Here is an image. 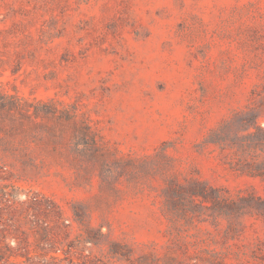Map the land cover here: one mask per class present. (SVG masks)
<instances>
[{
    "label": "rangeland",
    "instance_id": "374dc122",
    "mask_svg": "<svg viewBox=\"0 0 264 264\" xmlns=\"http://www.w3.org/2000/svg\"><path fill=\"white\" fill-rule=\"evenodd\" d=\"M0 264H264V0H0Z\"/></svg>",
    "mask_w": 264,
    "mask_h": 264
}]
</instances>
